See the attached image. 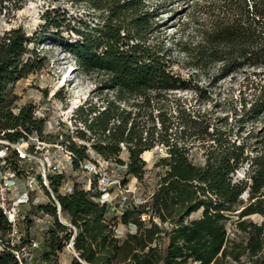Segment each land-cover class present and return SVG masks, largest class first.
Segmentation results:
<instances>
[{"label": "trees", "instance_id": "trees-1", "mask_svg": "<svg viewBox=\"0 0 264 264\" xmlns=\"http://www.w3.org/2000/svg\"><path fill=\"white\" fill-rule=\"evenodd\" d=\"M58 1L86 11L76 15L55 7L33 35L23 27L0 32V152L5 153L0 168L14 173L18 184L30 170L42 181L37 160H21L11 145L27 142L28 152L39 158L42 151L33 139L42 138L48 124L62 130L66 140L53 144L67 147L72 157L63 174L50 170L47 177L77 229L70 264H264V0H189L186 7L199 36L183 49L191 67L218 64L221 78L243 75L236 132L186 105H171V94L188 90V82L174 72L161 23L170 12L164 3ZM23 8L22 0H0V23H11ZM50 39L97 84L95 97L74 115L73 132L16 93L21 82L45 68L38 47ZM197 146L204 149V164L191 158ZM157 147L166 155L151 169L143 155ZM89 162L99 169V163L108 164L106 172L125 191L126 209L101 203L98 175L84 168ZM244 165H249L246 180L233 183L232 175ZM130 178L137 181L135 193L127 188ZM90 181L94 191L88 190ZM66 185L71 194L61 192ZM34 213L49 215L53 224L23 264H60L73 229L59 222L56 207L45 200L30 206L20 223L25 233L14 247L0 208V264H20L15 252L34 240ZM234 216L240 241L229 235Z\"/></svg>", "mask_w": 264, "mask_h": 264}, {"label": "rangeland", "instance_id": "rangeland-1", "mask_svg": "<svg viewBox=\"0 0 264 264\" xmlns=\"http://www.w3.org/2000/svg\"><path fill=\"white\" fill-rule=\"evenodd\" d=\"M189 0H158L164 3L165 7L170 11L162 17L163 32L167 38V44L172 51V57L175 62L174 72L180 75L188 82V90L178 91L171 94V104L176 107L177 104L186 105L187 108L193 109L204 115L214 125H218L223 130H234L236 132L238 120V101L240 99L239 90L242 83L243 75H237L228 78L219 76V65L211 64L205 70H195L191 67L190 59L184 52V47L195 45L199 41L198 33L195 26L191 23L189 17L190 11L186 8ZM24 8L17 12L16 17L11 23L5 21L0 23V32L13 27H23L29 35H33L43 24V15L46 11L55 7H61L67 10L69 14H81L86 11L84 8L78 9L73 7L67 1L58 0H22ZM66 35V33H65ZM42 57L45 59V68L28 77L21 82L16 93L21 97L22 103L34 101L37 104V113L47 114L51 117L56 125L66 124L72 127V131H76L74 115L77 113L87 101L95 97L97 84L91 77L85 75L79 68L75 58L65 52L58 46L54 40H47L38 47ZM72 69L74 73L71 74ZM67 80L62 84V81ZM48 91V96L45 94ZM57 95V97L55 96ZM99 95V94H98ZM107 94H103V98ZM112 96V94H109ZM94 103L98 106L102 104V100L94 99ZM74 104L76 107L73 108ZM39 114V115H40ZM83 129V127H80ZM65 129V128H64ZM62 130H54L51 124L42 138L33 139L37 149L42 151V157H39L38 163H47V159L51 160L52 155L61 153L62 145H54V141L58 138V144L66 140V136L62 135ZM25 148L29 147L27 142L23 143ZM58 146V147H57ZM57 147V148H56ZM56 149L55 151H51ZM165 150L157 147L155 151L144 153L143 158L149 163L152 169L154 163L159 157L166 155ZM204 149L195 147L191 153V158L197 164H204ZM64 161L63 159H61ZM3 162L1 165H4ZM108 164L101 162V173L106 172ZM249 165H244L240 170L232 175L233 183L240 184L247 178ZM155 174V172L153 171ZM75 176V174H74ZM111 179L112 176L110 175ZM117 181V180H114ZM24 181L20 182V188L25 189ZM113 192H110L113 210L126 209L127 199L125 191L119 189V183L110 184ZM93 187V186H92ZM129 191L135 193L137 191L136 179L130 178L127 186ZM94 191V189L92 190ZM41 201L48 202L47 192L37 193ZM123 197L122 200L120 198ZM139 199V198H137ZM244 202H248L249 195H243ZM118 203L120 204L118 207ZM115 208V209H114ZM30 206L21 209L23 219L29 214ZM68 218V215L65 214ZM33 223L31 228V237L41 247L45 234L49 227L53 224V219L49 215L41 216L36 213L32 215ZM144 220H149V215L143 216ZM258 219V218H255ZM229 235L232 240L240 241L243 234L238 229V218L234 216L228 225ZM25 233L23 227L21 235ZM74 255V251L66 248L60 256V264H70ZM230 264H235L230 262Z\"/></svg>", "mask_w": 264, "mask_h": 264}, {"label": "built area", "instance_id": "built-area-1", "mask_svg": "<svg viewBox=\"0 0 264 264\" xmlns=\"http://www.w3.org/2000/svg\"><path fill=\"white\" fill-rule=\"evenodd\" d=\"M39 113V112H38ZM13 148L17 149L19 153V157L21 160H39L37 156L28 152V148H25L22 144L11 145ZM58 147V146H57ZM61 153L58 155H52V159H47V163L41 162L42 166H40V171L42 174V181L39 180L38 174L33 170L27 172L25 177V189L21 190L20 185L18 184L15 174L11 171H2L0 168V208L2 209L4 215L6 216L11 230L9 233L10 244L11 246H15L20 238V223L23 220L21 215V209L25 206H38L41 202L40 196L37 194L38 192L47 191L46 197L48 201L56 207L57 218L60 223L63 225L70 227L73 229V236L70 242V248L74 251V239L77 235V229L70 223L68 218L65 216V213L62 210L60 202L51 189L47 177V173L50 170H54L59 174H63L66 171L67 163L71 160L72 153L67 149V147L61 146ZM91 153L92 159H96V156L93 152ZM5 153L0 152V156L4 157ZM63 159L64 161H62ZM101 166V163H99ZM84 168L98 175V185L97 189L102 193L101 195V203L102 204H110V184L113 182L119 183V181H112L110 175L107 172L101 173V170L92 162H89L84 166ZM88 190L92 191V182L90 181L88 184ZM62 193L71 194L73 189L66 185L61 189ZM120 234L123 231H119ZM39 247L37 242L34 240L29 243L23 245L19 251L15 252V257L23 264V260H31L34 256V251ZM0 249H2V242L0 241Z\"/></svg>", "mask_w": 264, "mask_h": 264}, {"label": "bare ground", "instance_id": "bare-ground-1", "mask_svg": "<svg viewBox=\"0 0 264 264\" xmlns=\"http://www.w3.org/2000/svg\"><path fill=\"white\" fill-rule=\"evenodd\" d=\"M72 73H74V70L72 69V71H71V74ZM64 82H67V80L65 79L64 81H62V84L64 83ZM76 107V104H74V106H73V108H75Z\"/></svg>", "mask_w": 264, "mask_h": 264}]
</instances>
